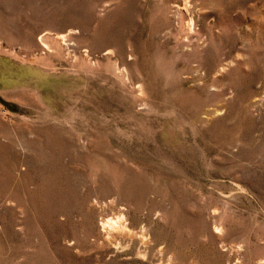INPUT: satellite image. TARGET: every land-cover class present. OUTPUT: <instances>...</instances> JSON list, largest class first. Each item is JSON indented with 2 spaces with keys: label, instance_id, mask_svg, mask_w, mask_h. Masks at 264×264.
I'll list each match as a JSON object with an SVG mask.
<instances>
[{
  "label": "rangeland",
  "instance_id": "374dc122",
  "mask_svg": "<svg viewBox=\"0 0 264 264\" xmlns=\"http://www.w3.org/2000/svg\"><path fill=\"white\" fill-rule=\"evenodd\" d=\"M0 264H264V0H0Z\"/></svg>",
  "mask_w": 264,
  "mask_h": 264
}]
</instances>
